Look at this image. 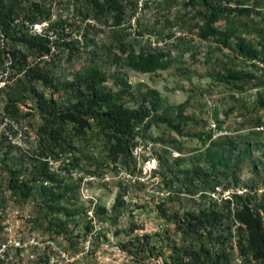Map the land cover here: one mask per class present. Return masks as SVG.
Instances as JSON below:
<instances>
[{
	"label": "rangeland",
	"instance_id": "374dc122",
	"mask_svg": "<svg viewBox=\"0 0 264 264\" xmlns=\"http://www.w3.org/2000/svg\"><path fill=\"white\" fill-rule=\"evenodd\" d=\"M4 1L18 21L31 2L40 3L49 21L65 19L62 35L69 33L78 45L55 47L37 58L0 30V264H163L169 243L224 249L228 264H238L235 241L241 230L226 204L234 207V194H247L250 203L264 199V0H228L225 17L213 24L219 30L235 28L231 47L235 37L255 47L263 59L255 66L211 36L197 37L208 12L202 0H120L118 25L111 14L82 20L77 12L84 9L83 0ZM18 29L30 33L26 26ZM153 49L169 60L164 69L140 73L122 63L130 50ZM91 65L104 74L102 85L110 92L128 85L119 100L129 107L137 105L145 87L157 91L159 106L141 130L143 140L152 143L148 154L139 159L112 154L96 128L81 136L68 123L61 132L67 144L61 143L56 155L49 152L56 147L39 130L43 116L37 102L58 109L72 103ZM29 67L48 80L32 78ZM230 69L251 71L254 77L226 80L222 75ZM167 117L178 123L177 131L167 126ZM209 148L226 156L225 164L211 167ZM145 163L154 168L143 177ZM41 167L54 173V193L63 192L56 212L37 193ZM194 167L201 172L191 176ZM7 168L33 185L25 199L7 187ZM209 208L223 211L220 224L181 232L185 213ZM170 215L177 220L165 218ZM135 234L149 235L150 257L140 260L139 246L127 243Z\"/></svg>",
	"mask_w": 264,
	"mask_h": 264
},
{
	"label": "trees",
	"instance_id": "16d2710c",
	"mask_svg": "<svg viewBox=\"0 0 264 264\" xmlns=\"http://www.w3.org/2000/svg\"><path fill=\"white\" fill-rule=\"evenodd\" d=\"M202 2L204 9L208 12L205 16V26L199 29L196 34L199 39L211 36L220 47L229 49L235 56L247 60L252 66H255V62L258 60H263L259 51L243 39L235 37L233 47L230 46L228 39L231 36H236V30L233 26H225L222 30L214 27L213 24L218 18L225 17L228 0H217L215 4H211L209 0H202ZM83 4L84 9L78 8L77 12L82 20H86V16L90 15L93 21H98L101 16L111 14L114 24L118 25L120 23V13L122 11L120 0H83ZM22 16L19 21L14 22L17 17L12 6L5 3L4 0H0V30L12 41L23 43L27 48L34 50L33 52L37 58L50 54L51 47L70 50L75 49V46L78 45L76 39L69 38L71 36L69 33H64L65 37H63L62 31L66 23L65 19L49 21L46 32L42 35L27 33V31L18 29L20 26H25L23 20L28 22L49 20L48 11L40 3L31 2L29 11L23 13ZM48 32L51 34L48 35ZM85 41L83 35L81 43L84 44ZM118 48L120 52H125L122 44H119ZM12 57L14 58L13 54ZM122 63L133 71L151 73L156 69H164L169 60L165 59L163 52L154 49L137 52L130 50L124 54ZM27 70L32 71L33 68L29 67ZM222 76L226 80L251 79L254 77L251 71L237 69L226 70ZM32 78L46 82L49 77L40 69L35 68V71H32ZM104 81V74L95 65H91L88 67L87 78L83 80V90H75V100L72 103L58 109L53 105L50 106L44 100L37 102L38 111L43 116L39 130L44 139H47L56 147V151L49 150V152H53V155L63 150L61 143L67 144L66 139L61 134L64 123L71 125L73 129H76V134L81 136L86 135L88 129L94 127L96 133L104 137L106 142L109 143L110 153L128 155V148L132 145L131 139L134 126H140L142 130L147 125L151 112L159 106L158 93L154 89L145 87L137 95L139 97L137 105L129 107L119 100L120 94L125 93L128 85L126 84V89H121V91L110 92L102 85ZM129 96L133 98L132 94H129ZM177 115H179L178 112ZM146 119H148V122H146ZM151 119H154V117H151ZM169 121L170 119L167 117V126L177 131L178 123H169ZM215 142L212 141L210 144L213 145ZM229 147L230 150L233 148L231 145ZM207 153L211 167L225 164L227 157L222 153L210 148ZM232 160L236 164L239 160V154H233ZM200 172V168L194 167L191 170V176H195ZM40 173L43 174V177L36 187L37 193L46 202L47 208L56 212L58 208L56 202L64 196L63 192L54 193L51 184L56 179L53 172L41 167ZM7 177V187L10 192L15 193L21 199H25L30 195L33 185L30 184L28 179L19 178L18 170L7 168ZM43 182H46L47 185ZM233 197L232 204L234 203V207L229 209L228 203L226 206L232 221L241 230L235 241L240 256L238 264H264V199L261 198L255 203H250L247 194H244V197L234 194ZM225 202H228V200ZM223 215L221 209L214 208L201 209L196 215L191 212L185 213L181 232L184 234L197 232L199 228L207 227L213 229L220 224ZM173 216L175 215L173 214ZM165 218L175 221L178 217L170 215V217ZM148 238L149 235L147 234H135L127 242L133 246H139L138 251L142 253L140 260L145 255L150 257L152 254L146 247L149 242ZM168 248L170 253L163 259V264H228V255L224 249L217 251L203 245L194 247L190 243L178 246L169 243Z\"/></svg>",
	"mask_w": 264,
	"mask_h": 264
},
{
	"label": "built area",
	"instance_id": "2783aa9c",
	"mask_svg": "<svg viewBox=\"0 0 264 264\" xmlns=\"http://www.w3.org/2000/svg\"><path fill=\"white\" fill-rule=\"evenodd\" d=\"M17 21H18V18H15L14 22H17ZM48 22L49 20H41L37 22H28V21L23 20V24L27 27L30 33L39 34V35L40 34L42 35L43 33L46 32L45 30L48 25ZM47 34L49 35L51 33L48 32ZM0 36L1 38L3 37V34L1 32H0ZM51 50H53V47H51ZM133 132L134 133L131 139L132 145H130L128 148V151H129L128 154L132 159H139L142 153L148 154L147 151L152 143L150 141L143 140L141 136L140 126H134ZM145 162H147V160ZM53 166H54V171L59 170V163L58 164L56 163ZM153 168H154V165L148 166L147 163L143 164L141 167V171H140L141 176L143 177L148 176V174L150 173V170ZM67 171L71 174H74L70 168L67 169ZM100 177L103 181H107L109 179L108 174L106 173H102Z\"/></svg>",
	"mask_w": 264,
	"mask_h": 264
}]
</instances>
